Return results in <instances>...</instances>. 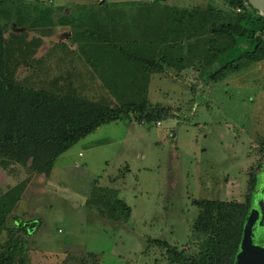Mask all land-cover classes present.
Wrapping results in <instances>:
<instances>
[{"label":"rangeland","instance_id":"rangeland-1","mask_svg":"<svg viewBox=\"0 0 264 264\" xmlns=\"http://www.w3.org/2000/svg\"><path fill=\"white\" fill-rule=\"evenodd\" d=\"M0 11L11 14L0 24H8L14 83L110 107L150 100L174 109L158 123L131 115L100 126L59 156L48 178L0 167V194L25 184L0 251L19 238L32 264H170L151 240L197 254L196 200L244 202L256 171L253 207L261 208L264 61L209 78L238 53L208 63L212 24L241 10L227 0H0ZM215 38L217 48L232 41ZM164 55L173 63L164 73L135 59Z\"/></svg>","mask_w":264,"mask_h":264},{"label":"trees","instance_id":"trees-1","mask_svg":"<svg viewBox=\"0 0 264 264\" xmlns=\"http://www.w3.org/2000/svg\"><path fill=\"white\" fill-rule=\"evenodd\" d=\"M241 10L238 16L227 23H213V38H207L214 63L224 56L238 51L237 55L226 57L210 74L212 81L226 76L231 70H238L243 61H264V17L248 0H227ZM3 12L0 11V15ZM3 15L10 19V13ZM10 17V18H9ZM203 21L209 17L204 13ZM18 26V24H17ZM7 22L0 24V167L9 170L11 166L22 165L34 172L50 176L59 156L80 140L94 133L100 126L127 116H134L140 122L151 124L173 116L174 109L155 104L150 100L129 101L110 107L98 102L69 94L18 85L12 81L13 73L8 51L12 45L5 37ZM215 37L232 38L226 46L216 47ZM125 54V52H123ZM148 72L164 73L173 68L171 58H135ZM257 185L256 171L251 173L246 200L244 202L202 199L194 203L199 209L193 231L200 234V250L191 255L162 240L151 243L166 249L170 264H235L241 249L244 229L254 209L253 199ZM25 184L9 188L0 194V236L6 229V221L20 202ZM119 206L131 214V207L117 200ZM264 202V199H263ZM21 232L31 230L18 225ZM29 251L25 239L10 238L0 251V264L29 263Z\"/></svg>","mask_w":264,"mask_h":264},{"label":"water","instance_id":"water-1","mask_svg":"<svg viewBox=\"0 0 264 264\" xmlns=\"http://www.w3.org/2000/svg\"><path fill=\"white\" fill-rule=\"evenodd\" d=\"M250 5L264 17V0H248ZM264 213V202L261 208L253 210L249 216L244 229V236L241 242V249L235 264H264V248L253 242V228L260 214ZM35 227V223L31 225Z\"/></svg>","mask_w":264,"mask_h":264},{"label":"flooded vegetation","instance_id":"flooded-vegetation-1","mask_svg":"<svg viewBox=\"0 0 264 264\" xmlns=\"http://www.w3.org/2000/svg\"><path fill=\"white\" fill-rule=\"evenodd\" d=\"M258 210V209H255ZM264 220H262V214H260L259 219L256 221L253 228V242L257 246H261L264 248V237H262L261 230L263 229Z\"/></svg>","mask_w":264,"mask_h":264},{"label":"crops","instance_id":"crops-1","mask_svg":"<svg viewBox=\"0 0 264 264\" xmlns=\"http://www.w3.org/2000/svg\"><path fill=\"white\" fill-rule=\"evenodd\" d=\"M99 128H100V127H99ZM91 134H93V133H91ZM91 134H90V135H91ZM88 136H89V135H88ZM50 175H51V174H50Z\"/></svg>","mask_w":264,"mask_h":264},{"label":"built area","instance_id":"built-area-1","mask_svg":"<svg viewBox=\"0 0 264 264\" xmlns=\"http://www.w3.org/2000/svg\"><path fill=\"white\" fill-rule=\"evenodd\" d=\"M160 124V123H159Z\"/></svg>","mask_w":264,"mask_h":264}]
</instances>
